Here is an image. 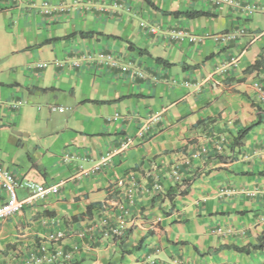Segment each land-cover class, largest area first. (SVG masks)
<instances>
[{
  "label": "crops",
  "instance_id": "0c3cea01",
  "mask_svg": "<svg viewBox=\"0 0 264 264\" xmlns=\"http://www.w3.org/2000/svg\"><path fill=\"white\" fill-rule=\"evenodd\" d=\"M243 6L0 0V164L18 182L58 184L44 197L18 188L22 208L0 220V264H20L62 229L65 250L81 245L67 264H264V104L253 87L264 88V12ZM173 166L180 183L166 176ZM127 177L142 188L135 222L119 239L80 238L104 206H128L115 187ZM6 196L0 185V203Z\"/></svg>",
  "mask_w": 264,
  "mask_h": 264
},
{
  "label": "built area",
  "instance_id": "2783aa9c",
  "mask_svg": "<svg viewBox=\"0 0 264 264\" xmlns=\"http://www.w3.org/2000/svg\"><path fill=\"white\" fill-rule=\"evenodd\" d=\"M214 5H227L233 8L242 7L243 4L238 0H210ZM39 8L44 12L49 13L52 12L54 7H51L47 1H42L39 5ZM248 13H252L255 11L264 12V5L256 4V3H246L245 6ZM65 9L64 6H60L58 10L63 11ZM140 27L147 30L150 33H156L157 27L149 21H140ZM170 37L175 40H183L187 39L189 42H193L197 40L196 36L190 35L186 31L181 30H173L170 34ZM235 34L231 33L226 36V38H234ZM98 60L104 62L110 66H119L116 59L111 54L101 53L98 55ZM44 64H38L39 67ZM253 87L257 91L258 101L261 104H264V88L260 81H255L253 83ZM12 107L16 106L17 103L11 104ZM119 117L117 113L114 114L113 119L116 120ZM166 176L173 182H181L182 176L180 174L178 166H173L166 173ZM153 183L152 189L156 191H161V175L157 172L152 174ZM0 185L5 190L7 196L5 201L0 203V220L6 219L13 214L17 213L24 203V201L19 200L17 196V189L19 187H24L31 194L32 197H44L47 194H53L58 191V184L52 185H43L37 184L32 181L18 182L14 174L7 168H4L0 164ZM122 187L124 189V195L126 197V201L128 202V206H120V211L118 213L114 212L113 208L104 206L102 214L97 219H94L88 226L77 231V235L82 238L87 236L89 239H93L94 235H98L99 238L102 239H119L123 237L124 232L127 230L130 224L135 222L134 218L131 217L130 207L134 205L135 198L137 194L142 190L140 185L136 182V180L132 177H127L124 179H120L115 184V187ZM260 190L258 188H254L252 190H245L247 196H255L258 194ZM160 221V217L156 218V222ZM68 232L66 230H58L54 234L50 235L47 238V244L41 245L37 251H30L29 254L23 258L20 264H67L71 262L74 254L80 251L79 244L75 243L71 245L69 249H64L62 246L63 240L68 236ZM98 238V237H97ZM3 264H10L9 262Z\"/></svg>",
  "mask_w": 264,
  "mask_h": 264
},
{
  "label": "trees",
  "instance_id": "16d2710c",
  "mask_svg": "<svg viewBox=\"0 0 264 264\" xmlns=\"http://www.w3.org/2000/svg\"><path fill=\"white\" fill-rule=\"evenodd\" d=\"M149 3H151V2L149 1ZM170 14H173V15H176V16L184 15V16H187V17H197V16H200V15H207L208 13L207 12H204V11H185V12L173 11V12H170ZM79 34L82 35V36H87V35H92L93 32H83V31H81V32H79ZM155 59L161 61L164 64H168L169 65V63L163 62L159 58H155ZM250 128H251V126H248V127L244 128V129H242L240 131V133L238 134L236 140L237 141L241 140ZM187 187H188V184H186V186L184 187V189H182L180 191V194H186L188 192V188ZM235 249L237 251H243V250H245V248H239V247H235Z\"/></svg>",
  "mask_w": 264,
  "mask_h": 264
},
{
  "label": "rangeland",
  "instance_id": "374dc122",
  "mask_svg": "<svg viewBox=\"0 0 264 264\" xmlns=\"http://www.w3.org/2000/svg\"><path fill=\"white\" fill-rule=\"evenodd\" d=\"M145 18H146V16H140V17H139L140 21H141V19L144 20V21H147L148 19H145ZM17 190H18V189H17Z\"/></svg>",
  "mask_w": 264,
  "mask_h": 264
}]
</instances>
